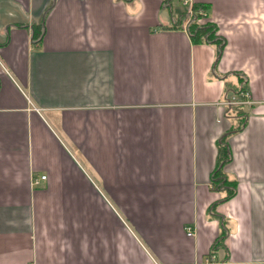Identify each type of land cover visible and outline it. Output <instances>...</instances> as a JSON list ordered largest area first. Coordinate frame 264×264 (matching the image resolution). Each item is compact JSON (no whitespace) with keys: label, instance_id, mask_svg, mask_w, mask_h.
<instances>
[{"label":"crops","instance_id":"1","mask_svg":"<svg viewBox=\"0 0 264 264\" xmlns=\"http://www.w3.org/2000/svg\"><path fill=\"white\" fill-rule=\"evenodd\" d=\"M194 3L219 58L182 0H0V264H264V0ZM240 77L254 103L218 202Z\"/></svg>","mask_w":264,"mask_h":264},{"label":"trees","instance_id":"2","mask_svg":"<svg viewBox=\"0 0 264 264\" xmlns=\"http://www.w3.org/2000/svg\"><path fill=\"white\" fill-rule=\"evenodd\" d=\"M202 11V13H201ZM207 8L196 3L192 6V14L187 23V31L194 43H209L217 47V58L223 53L226 46V38L220 34L217 24L207 20L200 22L199 19L207 16ZM187 9L182 13L185 17ZM44 24L42 22L34 25L33 43L39 45L44 36ZM238 83H226V98L228 101L236 100V103L228 104L226 115L232 119L230 128L218 138L216 165L211 173L212 188L223 193L218 202H224L232 198L238 189V180L226 171V165L233 159V151L230 138L241 132L247 125L249 111L246 103H243L247 91L245 79L240 77Z\"/></svg>","mask_w":264,"mask_h":264},{"label":"built area","instance_id":"3","mask_svg":"<svg viewBox=\"0 0 264 264\" xmlns=\"http://www.w3.org/2000/svg\"><path fill=\"white\" fill-rule=\"evenodd\" d=\"M182 1H183V3L185 5H187L189 7L188 10H187V14L189 16H191V14H192L193 0H182ZM201 13H202V11H201ZM202 18L199 19L200 22H203L202 21ZM242 95L244 96L243 103H246V104H252V103H254L253 100L251 99L250 93L248 91H245ZM236 102H237L236 100H232V101H228V104H233V103H236ZM46 178H47V175L46 174H43V175H41L39 177H34L33 183L34 184H38L42 180H45ZM186 230H187V233H188L189 236H194L195 235V229L192 226L188 225L186 227Z\"/></svg>","mask_w":264,"mask_h":264}]
</instances>
